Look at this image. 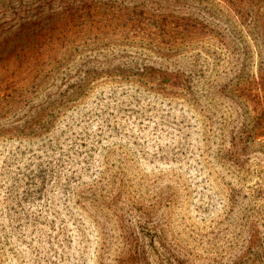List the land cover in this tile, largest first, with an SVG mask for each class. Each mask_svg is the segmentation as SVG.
<instances>
[{"label": "rangeland", "instance_id": "1", "mask_svg": "<svg viewBox=\"0 0 264 264\" xmlns=\"http://www.w3.org/2000/svg\"><path fill=\"white\" fill-rule=\"evenodd\" d=\"M0 264H264V0H0Z\"/></svg>", "mask_w": 264, "mask_h": 264}]
</instances>
